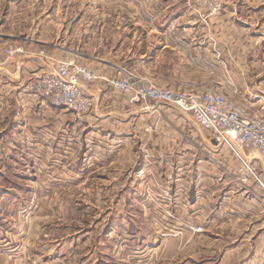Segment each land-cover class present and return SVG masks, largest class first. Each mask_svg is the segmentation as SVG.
Wrapping results in <instances>:
<instances>
[{"label": "rangeland", "instance_id": "rangeland-1", "mask_svg": "<svg viewBox=\"0 0 264 264\" xmlns=\"http://www.w3.org/2000/svg\"><path fill=\"white\" fill-rule=\"evenodd\" d=\"M7 1L21 3L20 19L24 15L29 16L32 11L36 13L53 37L54 28L61 29L62 33L67 20L71 21L70 14L82 10H103L111 14L118 11L124 15L123 19L118 20L126 25L130 21L137 22L136 27L146 28L154 23L144 15L133 19L126 15L150 10L153 3L147 0ZM209 2L219 5L218 13L226 7L222 0L191 1L185 5L195 12L199 20L205 21L207 17L216 15L209 11ZM232 7L239 9L241 14L254 15V25L261 21L257 15L262 10L259 0H250L249 8L242 5L241 0H234ZM82 21L78 27L85 26ZM157 21L162 23L160 19ZM91 26L94 25L88 23L81 29L90 36L89 42L95 39L93 32L98 33ZM106 26L109 27L108 24ZM200 65L203 71L209 68L205 61H201ZM90 68L98 71L96 67ZM120 68L129 70L138 80L168 87L139 76L129 66ZM91 83H82L81 88L84 94L95 96L97 103L81 116L75 115L67 107L55 106L39 95H33L32 107L26 109V114H21L19 122L14 120L13 115L18 106L15 100L6 111H0V127L4 130L0 128V264H51L56 258H63L65 264H86L95 257L97 261L118 257L116 264H264V223L259 225L260 228L255 227L259 222L255 221V216L252 224L244 225L246 222L240 217L241 213H236L238 219L233 241L238 247L235 248L234 258L227 254V248L232 243L227 238L230 231L227 227L231 213L229 204H232L228 192L234 186L220 166L208 158L204 142L202 169L208 173V177L203 179L202 184L189 183L194 174L186 170H194L195 163L177 162L175 158L164 160L158 155L145 158L143 146L138 147L134 162L129 159L128 152H122L125 157L122 162L124 173L122 177H116L114 173V167L118 165L115 150L120 147L106 145L102 141L105 135L117 138L131 131L137 136L141 131L139 126L148 124L154 130L156 125L163 123L174 133L185 124L183 133L189 131L199 137L191 115L171 104L139 102L134 93L121 92L103 82L110 90L106 97L108 102H105L85 92L83 85ZM228 84L233 93V83L227 80L225 66L222 65L218 79L212 83L204 82L200 88L217 90L231 98ZM0 102L3 103L4 99ZM34 105H37L35 110ZM95 107L103 108L100 110L102 113L111 107L112 114H92ZM4 113L5 119L1 120ZM87 119H91L90 122ZM130 123L135 124L136 129H131ZM126 124L130 126H124ZM202 132L205 138H209L206 132ZM2 135L9 138L8 142L17 139L21 144L7 145ZM210 140L215 143V139ZM6 152L8 154L4 155ZM220 159L219 162H222ZM236 164L234 161L232 165ZM219 171H222L220 177L222 175L223 178L210 180L209 176ZM218 181L220 184H217ZM184 185L189 192L200 188L199 194L204 203L202 209L168 204H173L172 191ZM182 195L177 194L178 203L183 201L185 195ZM248 197L264 209V195L261 196L263 202L251 194ZM243 200L235 199V203ZM217 206L222 209L217 210ZM114 224H122L123 228L135 231L136 239L123 238L113 227ZM198 226L201 231L196 232L194 229ZM36 258H39L37 262L34 260Z\"/></svg>", "mask_w": 264, "mask_h": 264}, {"label": "crops", "instance_id": "crops-1", "mask_svg": "<svg viewBox=\"0 0 264 264\" xmlns=\"http://www.w3.org/2000/svg\"><path fill=\"white\" fill-rule=\"evenodd\" d=\"M191 1L199 2V0H147L153 3L150 10L142 11V13H126L127 18L133 19L138 15H144L151 18L152 23H157L146 28L136 27L138 23L133 21H130L128 25L121 22L118 19H123L124 15L118 11L111 14L103 10L98 12L82 10L77 14H70L71 21L67 20L66 29L62 33L61 29L54 28L55 37H53L36 13L32 11L29 16L24 15L23 19H20L22 10L19 5L21 3L0 0V58H3V50L6 48L21 46L26 50L24 54L15 55L0 67V100L4 99L3 103L0 102V111H6L15 100L18 106L13 115L14 120L19 122V118H22L21 114H26V109L32 107L34 100V94L27 89L30 79L46 71L52 60L72 59L79 64L96 67L102 76L109 78L117 75L120 66H129L139 76H144L158 85L185 91H199L200 85L204 82L212 83L218 79L220 67L224 65L227 80L233 83L232 90H237V93H231V86L228 84L229 96L251 111L264 113V0H259L262 10L258 11L257 15L261 17V21L256 22V25L252 21L254 15L241 14L239 9L232 7L234 0H222L226 6L223 11L207 17L205 21L199 20L195 12L185 5ZM241 3L249 8L250 0H241ZM158 19L162 23H159ZM81 21L85 26L78 27ZM88 23L93 24L91 28L98 32H93L95 39L92 38L90 42L88 41L90 36L86 31H81L83 27L88 26ZM107 24L109 27L106 26ZM40 51L43 53L39 54ZM201 61H205L209 66L205 71L201 69ZM83 88L86 93L94 94L108 102L106 97L110 91L109 86H105L102 81L85 84ZM36 107L37 105H34V110ZM110 109L111 107H108L107 111L102 113L100 110L103 108L95 107L92 114L108 116L112 114ZM4 116L5 113L2 114L1 120L5 119ZM90 120L87 119L88 122ZM130 125L131 129H136L135 124L130 123ZM0 128L3 130L2 127ZM196 128L199 137L196 133L190 134L189 131L183 133V130H186L185 124L178 129L177 133L170 131L168 125L163 123L156 125L154 130H151L148 124H143L138 127L141 131L137 136L129 131L125 136L117 138H109L105 135L102 141L106 145L115 144L120 147L115 150V161L119 165L114 167L116 177H122L124 173L122 162L125 157L121 153L128 152L129 159L134 162L138 147L143 146V150L152 157L158 155V158L164 160L175 158L177 162L195 163L194 170H186L194 174L189 183L202 184L203 179L208 177V173L202 169V154L198 151L197 145H203L204 142L208 149L215 150L216 144L208 137L205 138L198 126ZM2 140L7 142V145L21 144L17 139L8 142L9 138L4 137ZM6 154L8 153H4ZM216 154L229 165L233 164L234 159L226 149L221 148ZM220 173L221 171L216 172V175L211 174L210 180H217ZM220 178L222 179L223 176L221 175ZM182 188L178 186L172 191L173 204H168L170 206L180 204L185 208L197 206L202 209L204 203L199 194L200 188L190 192L185 185ZM180 193L185 197L181 203H178L179 197L176 198V196ZM206 194L209 195V193ZM228 196L232 204H229L231 213L227 227L230 231L227 233V238L232 243L227 248V254L234 258L235 248L238 247L233 241V232L238 219L236 213H241L240 217H243L246 222L244 225L252 224L255 216V221H261L255 225L259 227L264 223L262 220L264 209L250 201L249 194H244L235 186L230 189ZM240 197L244 200L235 203V199H241ZM216 209L221 210L222 207L217 206ZM117 226L121 229H117ZM113 227L122 234L123 238L136 239V232L132 229L123 228L122 224H114ZM108 258L111 260L106 258L97 261L95 257L92 262L86 264H116L118 262V257ZM34 260L37 262L39 258ZM52 262L51 264H65L63 258H56Z\"/></svg>", "mask_w": 264, "mask_h": 264}, {"label": "built area", "instance_id": "built-area-1", "mask_svg": "<svg viewBox=\"0 0 264 264\" xmlns=\"http://www.w3.org/2000/svg\"><path fill=\"white\" fill-rule=\"evenodd\" d=\"M207 7L211 13L217 14L219 11L217 3L209 2ZM25 52L21 46L4 49L0 67L15 55ZM99 79L121 92L134 93L139 102L171 104L189 113L196 125L209 135V139H215V150L206 148L208 158L220 166L233 186L263 202L264 113L251 111L222 92L213 89L186 92L160 87L150 81L136 79L125 68H118L117 75L107 78L100 76L96 69L72 59L52 60L46 71L28 83L27 89L34 95L49 99L55 106L67 107L75 115L81 116L97 103L95 96L84 94L82 83ZM197 146L202 154V145ZM221 148L229 151L236 166L220 159L216 153ZM143 152L144 157L148 158L146 150ZM194 230L199 232L201 228L198 226Z\"/></svg>", "mask_w": 264, "mask_h": 264}]
</instances>
